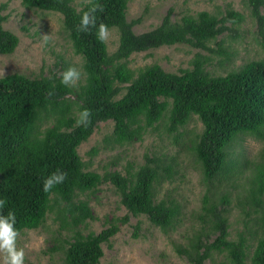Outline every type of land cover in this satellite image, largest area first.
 <instances>
[{
    "label": "trees",
    "instance_id": "1",
    "mask_svg": "<svg viewBox=\"0 0 264 264\" xmlns=\"http://www.w3.org/2000/svg\"><path fill=\"white\" fill-rule=\"evenodd\" d=\"M243 1L264 39L260 10L264 0ZM20 2L26 8L62 15L63 29L82 60L81 78L76 87L61 83V73L73 66L61 57L54 64L57 70L46 76H0V200L6 201L0 214L15 212V227L21 233L40 227L54 212L60 228L72 232L62 246L65 264H98L104 254L102 245L111 246L120 224L128 221V215L105 217L100 231L82 233L80 227L95 218L87 195L102 183L115 187L128 213L145 216L164 233L174 231L183 207L170 193L158 198L161 184L175 176L173 156L153 152L144 155L143 163L129 162L124 173L117 169L99 173L88 169L89 162L81 159L77 149L99 122L109 120L112 130L103 137V148L141 141L149 129L159 128L181 145L180 129L196 116L202 129L189 138L190 150L206 192L197 215L200 224L192 227L184 243L174 244L175 251L188 264H205L216 254L224 264H264V57L217 75L205 69L210 57L199 52L190 59V67L179 72L166 71L158 63L136 70L128 65L132 53L162 45L186 43L210 49L207 43L235 30L244 14L233 8H226L221 16L201 10L174 21L168 9L157 26L135 33L133 26L141 17L127 20L128 0H80L79 6L74 0ZM96 3L104 9L95 14L96 24L117 29L113 52L97 39L96 28L78 30L83 12ZM5 7L0 4L1 10ZM6 19L0 14V54H11L19 43L18 36L2 26ZM217 44L219 50L213 51L223 56L221 62L229 60L231 52ZM84 109L91 111L87 126L77 124ZM246 134L263 142L254 161L232 150L238 136ZM98 152L99 147L92 146L87 153L93 157ZM57 170L67 173L65 181L45 192L43 181ZM238 188L237 205L256 227L251 230L246 225L230 239V195L231 189ZM245 232L255 238L251 253Z\"/></svg>",
    "mask_w": 264,
    "mask_h": 264
},
{
    "label": "rangeland",
    "instance_id": "2",
    "mask_svg": "<svg viewBox=\"0 0 264 264\" xmlns=\"http://www.w3.org/2000/svg\"><path fill=\"white\" fill-rule=\"evenodd\" d=\"M1 3H5L6 7L0 9V14L7 15L2 26L14 32L19 43L11 54H0V76L10 73H22L31 77L46 76L50 71L57 70L54 64L59 57L81 70V57L72 49L63 29L60 13L26 8L20 0H0ZM74 3L79 6L80 0H74ZM226 8L242 12L244 21L235 30H226L216 40L208 42L210 49L194 48L186 43L162 45L132 53L129 67L136 70L145 64L158 63L166 71L179 72L189 68L190 59L199 52L210 57L205 69L210 74L217 75L236 69L248 60L264 57V39L243 0H128L126 16L127 20L141 17L140 22L133 26V31L140 33L157 26L168 9L172 10L171 19L178 21L183 14H195L201 10L221 16ZM260 10L264 14V6ZM110 31L111 35L106 43L109 52H113L118 44V32L116 28H110ZM45 35H48L47 41L44 39ZM217 43H220V48L231 52L229 60L221 62L223 56L214 52L219 50ZM112 125L110 120L99 122L89 138L79 145L78 153L84 162H89L88 169L99 173L106 169H117L124 173L129 162L135 165L143 163L145 154L162 152L167 156L171 155L174 157L172 165L176 173L173 180L161 184L158 198L170 193L180 201L183 210L177 228L164 233L145 216L135 217L128 213L111 183L100 184L94 193L87 195L95 218L88 219L86 226L80 227L82 233L100 231L105 226V217L128 215V221L120 224L119 231L110 240L111 246L102 245L104 254L98 264H188L183 256L177 254L174 244L184 243L191 234L192 227L200 224L197 215L201 210L206 183L191 153L189 138L201 131V122L193 116L180 129L183 132L181 145L175 144L171 136L159 128L155 131L149 129L141 141L112 149L103 148L101 141L110 133ZM233 144L232 150L241 152L250 161L257 159L263 147V142L250 134L239 135ZM92 146H98L99 152L90 157L87 152ZM240 190L241 188L231 189L228 215L230 239H235L239 231L245 230L246 225L251 230L256 227L237 205ZM71 235V231L60 228L55 213L49 212L40 227L24 229L20 233L17 247L25 251L24 264H65L62 246L66 245L64 240H69ZM246 236L251 253L255 238L249 234ZM222 259L220 254H216L213 260H207L205 264H224ZM0 264H3L2 256Z\"/></svg>",
    "mask_w": 264,
    "mask_h": 264
},
{
    "label": "clouds",
    "instance_id": "3",
    "mask_svg": "<svg viewBox=\"0 0 264 264\" xmlns=\"http://www.w3.org/2000/svg\"><path fill=\"white\" fill-rule=\"evenodd\" d=\"M85 3H91V0H85ZM103 5L96 3L84 11L81 16V21L78 30L88 32L91 28H96L97 39L105 43L111 35V31L103 22L96 24V13L103 12ZM45 41L48 35L44 36ZM81 78V72L74 66H69L61 73V83L65 86L76 87ZM91 111L84 109L79 113L77 119L78 125L87 126L91 122ZM67 177V173L57 170L50 174L43 181V190L50 191L55 185L62 184ZM6 201L0 200V208L4 206ZM16 215L15 212L9 211L7 215L0 214V256L3 258V264H24L25 251L23 248L17 247V239L20 235L19 230L15 227Z\"/></svg>",
    "mask_w": 264,
    "mask_h": 264
}]
</instances>
